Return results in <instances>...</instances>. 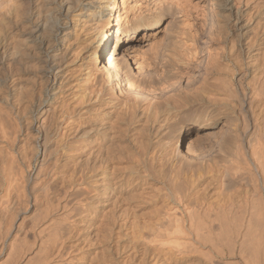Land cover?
Listing matches in <instances>:
<instances>
[{"label":"bare ground","instance_id":"1","mask_svg":"<svg viewBox=\"0 0 264 264\" xmlns=\"http://www.w3.org/2000/svg\"><path fill=\"white\" fill-rule=\"evenodd\" d=\"M261 4L262 0H0V264H56L58 260L66 257L65 255L68 254V251L71 248V246H69L70 248H68L69 250L67 253H64V247L68 245L66 244L65 246V238L67 236L63 235V232H65L63 231L65 229L64 225L67 226L66 220H70L72 218V216H70L72 211H69L70 209L66 211V207L69 206V204L67 206V202L69 201L65 200L66 202L64 201V203L66 204H63L62 206V211L65 209L66 212H70L69 214H65L66 212H60L61 215L59 214L58 218H56L57 220L54 219L57 216L55 214V217L51 218V209L55 205H58V202H56L57 204L52 203V205L50 203L51 200L47 202L48 195L52 193L51 189V193L47 195L46 192L49 189L43 183L42 188L46 187L48 190L44 192V189L39 186L40 188H37L39 193L34 192L37 190L35 187L39 185L40 181L42 180V176H44L41 173H44L45 170L43 169V171L40 172V168L44 167L43 164L45 165L46 162L39 165L40 168L38 167L39 169H37L36 173L32 174L33 176H30L24 166L14 164V158L16 156L15 152L34 149L38 144L39 146H42L41 151L43 153H41L43 155L46 154L45 152H47L46 150H48L50 146H53L54 150L59 147L62 149L61 146L63 145H61V143L64 141L60 140V143L53 140L54 142H52L51 139L56 134H58V136L56 135L57 137L60 136V133L63 135L66 134L67 131L65 130L66 132L64 133L63 129H65L64 127L66 124L68 125L69 121L71 120L70 118L76 114L78 109L83 104L82 102L85 95L89 96V98L103 100V102L106 104H109L111 107H117V109H120L125 115H127V119L124 118L121 120V118H115L113 122L115 121L116 123L114 124L110 123L113 117L105 118L106 122L104 123L106 126L108 125L110 130H114L116 127V133L122 131L120 130L121 127H125L123 131L124 133L128 132L130 129L132 130L135 127V118L137 119L138 116L144 115L147 123H152L154 120H157L159 116H162L163 113L169 111V106L173 109V112L181 111L182 108L186 106L189 97L192 96L197 98L194 95L199 92L200 89L206 87L209 81L208 77L212 73L213 67L215 68V65L218 66L217 62H219L218 58L220 57L218 56V50L220 49L221 51V44L223 43H220L219 41L221 38L220 35L225 31V27H228L224 24L225 18L223 15L230 13V11L234 9V11H232L233 20L237 21L243 10L246 11V13H249V16H253V13H260L259 10L261 6H263ZM262 13L260 14L259 22L264 20ZM229 17H231L230 14ZM241 17L240 19L244 18ZM244 21H246V19ZM230 29L232 28L230 27ZM153 31L154 34L155 31H161L164 37L163 43H165L161 48L166 47V49H169L168 52H166L167 50L165 51L166 54L161 52L159 55L158 50L156 51L157 54H155V51L153 52L152 44L148 39L150 33ZM234 32L235 31H233V34ZM260 32H263V28ZM223 37L224 36H222V39ZM229 40L232 39L229 38ZM144 41L147 42V47L135 49L137 47L134 46L138 42L143 43ZM232 44L233 43H231L230 46L231 50L232 47H234ZM161 48L160 50H162ZM149 49L158 57V61L155 60V55H151V53H149ZM154 60L157 62V67H162V70L163 67L166 68L172 64H179L181 66H179L181 70L179 73L173 72L171 74L172 80L167 79L169 82L166 81V78H164V81H161L159 69L153 67ZM201 68L204 72L200 74L199 71ZM162 70H160V72ZM196 72L199 74L196 75ZM196 76H199V79L194 85H192ZM229 77H231V74ZM255 81L256 82L251 85V96L254 97L256 102H258V105H262V103L264 104V74H261L260 78ZM218 89L216 88L217 92ZM197 96L200 95L198 94ZM198 98L200 99V97ZM209 98L210 96L208 94L207 99L211 101V98ZM216 98L217 96L214 94V99ZM172 115L171 117H173ZM162 117L164 118V116ZM176 118L174 117L173 119ZM211 118L212 116L209 118L206 116H196V120L200 122ZM175 121L174 123L172 122V124L170 122L171 125L168 127L171 135L169 139L172 140L171 142L166 141L167 143H163L160 138L159 139L161 142L160 140H157V138L155 141H152V139L155 138V135L151 136L152 130L150 129L149 125H141L143 127L140 130L146 131V135L143 139H140L138 144L143 143V145L146 146V150L148 145H152V147H155L156 145L159 146V150H155L156 152L153 154L155 165L158 166L159 169L168 167L170 173H173L172 179H178V182L175 180V182L178 184L172 192V195L174 196L177 203L176 206L170 210H167L166 213L163 212L165 213L164 218L166 220L163 221L164 223L161 222L160 224V222H156L158 223V229L159 224L160 226H163L162 223L166 225L165 222H168L169 224L166 226L168 228L171 223V225H173V229H171L172 234L170 235L168 232L165 236H163L162 234L155 233L156 235L158 234V236L155 237L154 235L155 238L152 237L153 240L145 239L154 244L153 246L173 245L172 247L175 246L176 248H180L181 246L182 248L180 249H183V246L189 245L190 247L191 244H187L190 242V240L188 239L189 241H187L185 240L186 238L183 240L178 237H174L177 234L173 232V230L181 232L186 228H188L187 230L194 229V232L196 231V233L193 232V235L198 234L197 232L201 229L203 230V228L206 231H208V229H210V231L216 230L218 232L217 234L215 232L216 236L213 241V245L215 244L214 246L223 245L227 246V248H231V246L233 248L234 246L239 247L238 251L243 257L245 264H250L249 259L246 257V253H248V251L250 252V256L253 261L252 264H263L264 234L260 235L253 233L259 225L260 217L257 215L261 214L259 211H256L258 213H256V216L254 215V217L252 213L255 214V212L250 210L252 208L253 210L261 209L262 205L259 207L257 205L258 202L255 204L258 206L256 207L258 209L253 207L254 205L252 206L253 202L251 205H249L252 207L248 209V206H246L247 201L245 200V205H243V207L238 206L231 200L230 201L232 203L226 202L227 204H218L216 210L212 208L211 204V208L214 211L211 210L212 213L210 214L214 215L213 218L204 220V218L197 216V211L205 212L207 209V204L205 207L204 205H201L203 203L201 202L202 200L200 201V204H198L199 198L196 199L195 195L194 197L198 201L196 202L198 207H194V205H192L194 197H188V191L185 183L191 176H194L197 171L203 167L204 162H206V158L202 156L203 153L195 152L190 144L186 146L185 150H182V147H180L182 137L180 135L182 130L188 129L192 123L189 122L190 119H182L181 117H179V122L177 124ZM74 124L76 125V123ZM98 124L99 123L96 124L95 121H90L89 124H86V128L89 127V129L87 128L88 130L82 129L81 126L77 131V138H71V140L65 141L68 146H64L67 148V150H69L68 147H70V150L72 149L71 147H74L75 149V147H80V145L88 139L89 142L87 143L89 144L86 146L90 147L88 148V152H92L93 154L94 152L91 150H99L100 146L102 145L100 143H95V147H91L93 144L90 142L95 139L93 135L96 134V131L99 132L96 129V125ZM75 125L73 127H75ZM101 125V123L98 125V127L100 126V129ZM164 125H161V127ZM152 127L154 128L156 126ZM103 129H101L100 132L105 134ZM71 133L73 135V131ZM33 134H36L37 138H40V141H37L35 138L33 140ZM65 136L66 135H64V137ZM67 136L65 138H67ZM114 136V134L109 135L107 133L104 135V137L108 139L107 144H111L115 140ZM126 136H124L125 139ZM139 136L140 135H138L137 138H140ZM109 137L111 139H109ZM55 139L57 140L56 137ZM117 141L119 142V145L120 143L123 144L122 141ZM103 143L104 145L102 146H105L106 142L104 140ZM113 143L116 142L114 141ZM118 147L121 148L120 146ZM123 147L125 148V146L122 145V150H124ZM253 147L256 146L252 145V148ZM257 149L258 148L254 149L256 152L251 150L254 152V155L259 153V150ZM122 150L121 152H123ZM125 151H127V148ZM151 151H154L153 148ZM26 152L24 153L25 155ZM111 152L109 153L111 154ZM98 154L101 153L98 152L97 155ZM55 156L56 155L53 157ZM103 156L104 154L102 157ZM24 157L26 158V156ZM87 157L84 159H87ZM113 157L111 158L113 159ZM259 157H255L256 160L259 159ZM242 158L244 159L243 156L241 159ZM94 160L95 159H93V162ZM106 160L107 159H105V161ZM88 161L90 164L89 158ZM99 161L101 162V160ZM110 161L106 162L110 163ZM263 161L261 159L262 163ZM29 162L30 161L27 159L24 164L30 166ZM106 162L103 161L104 164ZM143 162L145 163V161ZM55 163L57 164V162H54V164ZM86 163L87 161L85 162V165ZM146 163H148L147 168L150 167L148 160ZM78 164L79 166L81 165L79 162ZM97 164L98 163L94 165V168H96ZM100 164L101 163L98 165L100 166ZM60 165L61 164H59V166ZM98 165L97 167L99 168ZM59 166H56V169ZM63 166L64 165L62 164L61 168ZM145 166L146 165L144 164V167ZM112 167H114V164ZM142 170L144 171V169ZM149 170L150 169L148 168L147 171ZM47 171L48 170H46V172ZM62 171L63 170L60 172ZM100 171L101 173L99 172V174L103 175L104 177L102 179V187H100V189L98 188V190L96 187L91 185L88 191L87 200L89 203L87 204V209L90 212L89 214L85 212V214L89 215V217H92V221L95 207L99 202L96 200L101 197L100 195L106 194L109 190H111V187L112 190L115 188L116 194L121 189V182H119L120 180L117 181L119 184L115 186L117 183L112 181L116 180H113L114 178L106 177L104 171ZM49 172L50 171H48V173ZM91 173L90 179L93 180L98 174V171L93 170ZM143 173H145V171ZM171 174L169 175L171 176ZM47 175L51 177L50 174ZM61 175L63 174L61 173ZM75 175L77 176L74 177L78 179L79 170L78 174ZM144 175L147 174L145 173ZM170 176H168L167 179H169L170 183H172L173 180L171 181L169 178ZM71 177L73 178L72 172L70 176H68L69 181L67 180L68 178L66 175V181H63V184L64 182L65 184L62 189L60 188L61 190L59 189V191L63 194V197L66 199L67 197H70L71 194L75 195V199L79 194H76L78 191H76L77 188L70 181V179L72 180ZM97 178L99 179V177ZM81 179L84 178L79 176V180ZM79 180L76 181L80 182ZM44 181L45 180H43V182ZM82 183L85 182L83 181ZM124 184L122 185L124 186ZM39 189L43 190L41 195L40 191L42 190ZM54 190L55 189H53V192ZM74 190L76 191L75 194L73 193ZM84 193L82 195H84ZM60 194L55 195L58 197L57 199L55 197L56 201L60 198L63 199L62 195L60 196ZM190 195H192V193ZM119 196L123 195L120 194ZM198 197L200 196L198 195ZM82 199L84 200L85 198ZM122 199L124 198L122 197ZM195 199L193 202H195ZM108 201H106V203ZM61 202H63V200ZM84 202H86V200ZM48 203L53 206L51 209L48 208ZM30 206H33V210L30 209ZM56 207L57 206H55V208ZM54 209H52V211ZM57 209L58 208L55 210ZM97 210H99V208ZM205 213L206 214L202 215L207 216V212ZM210 214L208 216H210ZM86 218H88V216ZM87 221L89 220L87 219ZM93 223H95V221H93ZM159 230L161 233L165 231L164 230L162 232L161 229ZM67 231L68 229L65 233H67ZM206 231L204 233H206ZM201 232L202 231H199V234ZM173 233L176 235H173ZM183 233L184 231L181 234L182 236ZM199 234L196 235V237H199ZM178 235L180 234L178 233ZM187 236L189 237V235ZM187 236L185 235L184 237ZM196 237L194 236V238ZM210 241H212V238ZM216 242L223 244H218ZM187 248L185 249L184 247V250H187ZM233 248H231V251L234 250ZM184 250H182V254L184 253ZM243 253H245L246 256ZM70 257L73 258L72 255Z\"/></svg>","mask_w":264,"mask_h":264},{"label":"rangeland","instance_id":"2","mask_svg":"<svg viewBox=\"0 0 264 264\" xmlns=\"http://www.w3.org/2000/svg\"><path fill=\"white\" fill-rule=\"evenodd\" d=\"M261 5H263L260 8V10L261 9L262 10L261 11L259 10L260 13H258V14L253 13V16L255 15L254 17L249 16L248 15L249 13H246V11L243 10L242 14L244 16L242 14H241V16L244 18H242L240 16L243 20L240 19V17L238 18L237 21L233 20L232 11H234V9H232L230 11V13H226L223 15L225 18L224 24H225V26H228V27H225L226 28L225 31L220 35L221 38L219 37L220 43H222V42L223 43L221 44L222 45L221 51H220V49L218 50V53H219L218 56H220L218 58L219 62H217L218 66L215 65V68L213 67L212 73L208 77L209 81H208V84L206 85V87L202 88L203 90L200 89L199 92L196 93L197 95L199 94L200 96H197L196 94L194 95L197 98L200 97L201 100L198 98V100H197L198 102L196 101L197 98H194L191 96V97H189V100L187 101L188 104L186 103V106L184 107L185 109L182 108L181 111H175L174 110L175 112H173V109L169 106V111L163 113V115H162V116H164V118L162 116H159L157 120H154L155 122L153 121L154 123L152 122L153 125L150 122L147 123V120H146V118H144L145 117L144 115L138 116L137 119L135 118L136 123H135V127L132 130L130 129L128 132L124 133L123 131H124L125 127H121L120 130H122V131H119L116 133V131H115L116 127L114 128V130L113 129L110 130L109 126L107 125L108 126V128H107L106 124L104 123V122H106L105 118L113 117L111 119L112 121L110 120L111 121L110 123L114 124V123H116L115 121L113 122V120H115V118H119V119L121 118V120L124 118L127 119L128 118L127 115H125L120 109H117V107H113V106L111 107L109 104H106L105 102H103V100H97L94 98H89V96L85 95L83 102H82L83 104L81 105V107L77 111L78 113L76 112V114L72 118H70L71 120L68 123L69 126L66 124L64 127L65 129H63L64 133L67 131L66 134H64V135L67 136L69 133L67 138H65L66 136L64 137V135L60 133L59 137H57L58 134H56L57 136L55 135L51 139V141L52 142L58 141L61 143V141H64V142L69 141V140H71V138L76 139L77 138L76 137L77 131L81 126H82L81 127L82 129H87V128L89 129V127L86 128V124H89L90 121H95L96 124L99 123L98 125H100V123H101L103 125V127L101 125V129L104 128L103 130L105 131V134L107 133L109 135H113V134L115 135L114 141L116 143H113L114 142L113 141L111 144H107L108 139H106V137H104L105 134H102L100 132L101 131L100 126L98 127V125H96V129L99 132L96 131V134L93 135L95 139L92 138L94 140H92L90 142H92L91 144H93L91 147H93L95 143L96 144L100 143V144L104 145L103 140L106 142L105 146L101 145L99 150L97 149L98 152L101 154L97 155L98 152H97V150H94V149L91 150L94 152L93 154H92V152L91 153L88 152V148H90L89 146H86L87 144H89V143H87V142H89L88 139H87V141L85 140L84 143H82L84 145L81 144L82 146L80 145V147H75V149H74V147H71L72 148L71 150H70V147H68L69 150H67L66 147L68 145L66 144V142H65V144H64V142L61 143V145H63V146H61L62 149L59 147V148H56L54 150L53 146L52 147L50 146V148H48V150H46L47 152H45L46 153L45 155L46 156L48 155L47 157L42 154L43 153L41 151L42 146L41 145L39 146V144L34 149H27L24 151L15 152L16 156L14 158V164L24 166L25 169H27V173L30 176H33L32 174L36 173L37 169L40 168L39 165L46 162L45 165L43 164L44 167H41L42 170L40 168V172L43 171V169L45 170L44 173L43 172L41 173L45 177L42 176V180L40 181L39 185L35 187V189H37L39 186H41V188H42V184L44 183V185L47 186V188L49 189L48 190L46 187L43 186L44 188H42V189H44V192L48 190L46 192L47 195L50 194L51 192L54 194L53 195L51 193L50 195H48L47 202H49V200H51V202H50L51 204L52 203L57 204L56 202H58V205H55V206H57L56 208H58V209L55 210L56 209L55 206L53 207L48 203L49 209H51L52 207H53L52 209L55 208L53 211L51 209L52 213L50 212L51 213L50 217L54 218L55 215H57L54 218V219H56V218H58L59 214L61 215V213H63V212L65 213L69 209H70L69 211H72L71 213L70 212L65 213V214L70 213V216H72V218H71L72 220L67 219L66 220L67 223L65 222L67 226L64 225V228L66 229V227H67V229H68L67 233H65L67 229L63 230V231H65V232H63L64 233L63 235L67 236L65 238L66 239L65 240V246H66V244H68L66 247H64V250H63L64 253L65 254L67 253V251L69 250L68 248H70L69 246H71V248L68 251L67 255L64 254L66 257L63 256L64 258H62L61 260H58L57 263H59V264H245L243 257L241 256V254L238 251L239 247L234 246V248H233L231 246V248L234 249V250L232 249L233 251H231V248H229V247L227 248V246H223V245L214 246L215 244L213 245L214 238L218 232L216 230L210 231V229H208V231H206L203 228V230L202 229L199 230V231H202L201 232L202 234L201 233L199 234V231L197 232L199 234V237L198 236L196 237V235H198V234L193 235L194 233H196V231L194 232V229L187 230L188 228H186V229L182 228L183 230L181 232H177V231L173 230V232H175L177 234L176 235L175 233H173V235L174 234L176 235L174 237H178V238L183 239V240L186 238L185 240H187V241L190 240V242L187 243V244H191L190 247H189V245L185 244L187 246H183V249H180V248H182L181 246H180V248L177 247L178 249L175 246H174L175 247L174 248V247H172L173 245H164V246L155 245V246H153L154 244H152L150 241H148V240H153L152 237H154V235H155V237H157L158 234H162L163 236H165L166 233H168V232L170 235L172 234L171 229H173L172 228L173 225H171V223H170L171 226L169 225V227H168L169 229H168L166 226H168L169 223L165 222L166 225H164L163 221H166L164 218V215L167 212V210L174 208L177 204L174 196L172 195V192L175 189L176 185L178 184L175 182V180L177 181L178 179H172L173 173L172 174L170 173L168 167H163V168L159 169L158 166L155 165V163H154L155 160H153V157H154L153 154L159 150L158 149V148H160L159 146L156 145L155 147L154 146L152 147V145H150V146L148 145L147 150H146V146H144L143 143H141L142 145L138 144V143H139L140 139H143L146 135V131L140 130L143 127L141 125H145V126L149 125L150 129L152 130L151 136L155 135V138H153L152 141H155L157 138V140L161 139L163 143H167L169 141L171 142V140H172V139L171 140L169 139L171 137V135H170V130L168 128V127H170L172 122L174 123V121L176 120L175 122L177 124L179 122V117H181L182 119H190L189 122H191L192 124L188 127V129L182 130V133L180 135L182 137V141L180 142V147H182V150H185L186 146L188 144H190L195 152L203 153V155L202 154H200V155H202L206 158V162H204L203 167L201 169H199L194 176H191L186 181L187 184L185 183V185L187 187V191H188V197L190 196L191 198H193L196 195L195 196L196 199L199 198V200H198L199 202H198L194 197L195 202H193L194 201V199H193L192 205H194V207H198V204H200V201L202 200L201 202H203V203L201 205H204V207H205V205L207 204L206 205L207 211L205 210V212H207L208 215L210 213H212L211 210H213V209L216 210V208L218 207V204L223 205L226 202L229 203L231 201L235 202L240 207H243V205H245L244 202L247 201L246 206H248L247 207L248 209H250L253 205H254L253 207H255V208L258 206L260 207L262 205L261 209H259V210H255V209L253 210V208L250 210H252V212H255V214L252 213L253 216L254 215L256 216V213H258L256 211H259V213L261 214V215H259V214L257 215L260 217L259 225L254 230L253 233L260 234V235L264 234V229H263L264 228V178H262V177H264L263 176V174H264L263 173V171H264V161H263L264 160V158H263L264 157V104L262 103V105L261 104L258 105V102H256V100H254V97L251 96L252 95V92H251L252 86L251 85L254 82H256L255 80L260 78L261 74H264V20L259 22L260 21V14L262 12H263L262 16L264 19V2H263V0H262ZM251 13H252V11H251ZM229 14L232 18L229 17ZM246 15H248V16H246ZM226 18H227V20H226ZM245 19H246V21H244ZM227 21H228V23H227ZM229 26L233 30L230 29ZM258 26H260V27H258ZM262 28H263V32H260V31H262ZM233 31H235L236 33L234 32V34H233ZM222 36H224L223 39H222ZM238 36H239V38H238ZM242 37H244V38H242ZM229 38H231L232 40H229ZM148 39L152 44V48H153L152 50H153V52L155 51V54H157V52H156L157 50H158L159 55L161 52H164V54H166V52L169 51V49L168 48L166 49V47L161 48V47H163L162 45L165 44V43H163L164 37H163L161 31H155V34H154V31L151 32ZM230 41H232V42H230ZM231 43H233L232 46H234V47H232V50L230 48ZM146 44H147V42H145V41L143 43L138 42L134 47H137L135 49H140L142 47H147ZM160 48L162 50H160ZM223 49H224V51H223ZM149 51H150L149 53H151V55H155L154 53H152V51L150 49H149ZM155 60L158 61L157 56H156ZM155 60L153 62V67L159 69V75L161 74L160 75L161 81H164L165 80L164 78H166V81H167V79L172 80L171 74L173 72L179 73V71L181 70L180 69L181 66L179 64H172L170 66H167L166 68L163 67V70H162V67H159V66L157 67V62H155ZM160 70H162V71L160 72ZM199 72L201 74L204 71H202V68H201ZM195 74L198 75L199 73L196 72ZM230 74H231V77H229ZM228 78L230 79V81ZM198 79H199V76H196L192 85H194ZM251 81H253V82H251ZM167 82H169V81H167ZM211 85L213 88L211 87ZM216 88L217 89L219 88L218 92H217ZM208 94L211 98V101L207 99ZM214 94H215V96H217L216 99H214ZM109 107H110V109H109ZM105 111H107V112H105ZM203 113H205V114H203ZM169 114H171V115L173 114L172 115L173 117H171V115H169ZM118 115H119V117H118ZM196 116L197 117L198 116H202V117L206 116L208 118L212 116V118L208 119L206 121L200 122V121L196 120ZM174 117L175 118L177 117V118L173 119ZM142 119H143V121H142ZM170 122H171V124H170ZM74 123H76V125L80 124V123L81 124L77 125V127H76V125ZM159 123L161 125H164V124L165 125L163 127H161V125ZM71 124L72 125L74 124L75 127H73L74 125L72 126ZM152 126H156V127L153 128ZM70 129H72V130H70ZM74 129H76V130H74ZM158 129H159V131H158ZM72 131H73L74 136L71 133ZM136 131H137V133H136ZM134 132L136 133L137 136L140 135L139 136L140 138H137V136L135 135ZM70 133H71V135H70ZM183 135H184V137H183ZM34 136H32L33 140L35 138L37 141H40V138H37L36 134ZM124 136H126V139L124 138ZM132 136H133V138H132ZM55 137L57 138V140L55 139ZM116 137H118L119 139ZM134 137H136V138H134ZM59 138H63V139H59ZM97 138H98V141H97ZM109 139H111V138L109 137ZM134 139H136L137 141ZM117 140L122 141L123 144L120 143V145H119V142ZM129 140H131V141H129ZM161 140H160V142H161ZM124 143H125V145H124ZM1 144H3V143H1ZM64 145H66V147ZM122 145L125 146V148L123 147L124 150H122ZM252 145L256 146V147H253L254 149L258 148L257 150H259L258 154L260 157L258 156V154L254 155V152H256V151H254V149L252 148ZM84 146H86L87 148ZM113 146H115V147H113ZM118 146H120L121 148H119ZM108 148H110V149H108ZM126 148H127V151H125ZM152 148L154 150L153 152L151 151ZM112 149H114L115 151ZM120 149L123 152H121ZM29 150H31V151H29ZM65 150H66V152H65ZM107 150H109V151H107ZM111 150H112V152H111ZM251 150H253L254 152H252ZM260 150H261V152H260ZM26 151H28V152H26ZM56 151H58V152H56ZM85 151H87V152H85ZM25 152H26V155L24 154ZM32 152H33V154H32ZM53 152H55L56 154ZM109 152H111V154ZM251 152H252V154H251ZM239 153H241L242 155ZM260 153H261V155H260ZM85 154H87V155H85ZM103 154H104V156L102 157ZM143 154H145V155H143ZM54 155H56L55 156L56 158L53 157ZM24 156H26L28 161H30L29 162L30 166H28L27 164H24L25 161L27 160ZM85 156L86 157L88 156L87 159H84V158H86ZM150 156H151V158H150ZM242 156L244 157V159L243 158L241 159ZM94 157H96V158H94ZM97 157L99 160H101V162L97 159ZM104 157H106V158H104ZM111 157H113V159ZM255 157H257V158L259 157V159L256 160ZM50 158H51V160H50ZM54 158H55V161H54ZM88 158L90 160V164H89ZM91 158H92V160H91ZM260 158L262 159L263 163L261 162ZM56 159H58V160H56ZM93 159H95L96 161L94 160V162H93ZM105 159H107L106 161H110V160H112V161H110V163H109V162H106ZM108 159H110V160H108ZM142 159H143V161H145V163L142 161ZM47 160L48 161L50 160L49 161L50 163ZM64 160H66V161H64ZM113 160H114V163H113ZM147 160L150 163L149 164L150 167H148L150 169L149 171H147L148 170V168H147L148 163H146ZM84 161L85 162L87 161L86 165H85ZM103 161L106 163L104 164ZM150 161H152L153 163ZM40 162H42V163H40ZM54 162H57V164L56 163L54 164ZM78 162L81 164L80 166H79ZM95 162L98 164L101 163L100 166L97 164L99 166V168L96 165V168H98V169L94 168V165L96 164ZM102 163H103V165H102ZM59 164H61V165L59 166ZM62 164L64 166L61 168ZM91 164H92V166H91ZM113 164H114V167H112ZM144 164L146 165L145 166L146 168L144 167ZM133 165L136 166V169H135V166H133ZM56 166H59V167H57L58 170L56 169ZM107 166L109 168H111V167L112 168L109 169ZM137 166H138V168H137ZM259 166H261V167H259ZM27 167H29V168H27ZM105 167H107V168H105ZM74 168H76V169H74ZM140 168L144 169V171L147 175H144L145 174V173H143L144 171ZM261 168H262V170H261ZM60 169L63 171L60 172L61 171ZM158 169H159V171H158ZM46 170H48L50 172L48 173V171L46 172ZM78 170H79V175H78V179H77L74 176H77L75 174H78ZM93 170L98 171V174L95 176V178L93 180H91L90 179V173ZM100 170L104 171V174L106 175V177L114 178L113 180H116V181H112V182L117 183V184H115V186H117L119 184V182H121L120 187H121V189L123 187L124 188L122 190L120 189V191L117 193L118 195L115 193V188H114V190H112V187L110 188L111 190H109L106 194L100 195L101 199L98 198L96 200L99 202H98V205H96L97 208L95 207V211L93 213V215L95 217V218L93 217V221H95V223H93L92 217H89V215H87L90 212L87 209V204L89 203L87 200L88 199V191H89V187L91 185H93L97 189L98 188L100 189V187H102V179L104 177H103V175L99 174V172L101 173ZM82 171H84V172H82ZM109 171H111V172H109ZM71 172L73 174V178L71 177L72 180L70 179V181L77 188L76 191H78V192L76 194H78V193L79 194H78V196H76L75 199H74L75 195L71 194L70 197H67V199H68L67 200L65 197H63V194L59 191V189L63 188V186L65 184V182L63 184V181H66V178H65L66 175L68 178V176H70ZM87 172H88V174H87ZM61 173L63 175H61ZM84 173H85V176H84ZM222 173H224V174H222ZM47 174H50V176L51 177L53 176V177L51 178ZM169 174H171V176ZM56 176H57V178H56ZM79 176H81V178H84V179L86 178L87 180L86 179L85 180L84 179L79 180ZM168 176H170L169 178L171 179V181L173 180L172 183H170V180L167 179ZM97 177H99L100 180ZM61 178H62V180H61ZM115 178H117V179H115ZM43 180H45V181L43 182ZM67 180L69 181V178ZM76 180H79L81 183L76 181ZM88 180H91V181H88ZM83 181L86 184L82 183ZM117 181H119V182H117ZM261 182L263 183V185ZM53 183H54V185H53ZM66 184H67V182H66ZM122 184H124V186ZM80 187L81 188L87 187V188L81 189ZM42 189H39V190H42ZM50 189H51V192H50ZM53 189H55L56 191L54 190V192H53ZM37 191H38V189L35 190L34 192L39 193V191L38 192ZM76 191L74 190L73 193L75 194ZM84 191H85V193H84ZM40 192H41L40 193V195H41L43 190ZM58 192H60L61 194ZM82 192L84 193V195H82L83 194ZM190 192L192 193V195H190L191 194ZM57 194L58 195L60 194V196L62 195L63 199H61L59 196L60 199L56 201V199L58 197L55 195H57ZM120 194L123 196H119ZM198 195L200 197H198ZM55 197H56V199H55ZM122 197L124 199H122ZM70 198H71V201H70ZM82 198H85V199L83 200ZM191 198H188V199H191ZM105 199H108V200L111 199V200L108 201ZM256 199H257V201H256ZM60 200L61 201L63 200V202H61ZM65 200L69 201L70 203L67 202V206L69 204V206L66 207L67 210L65 211V209H64V211H62L63 210L62 209L63 204H66V203H64ZM77 200H79V201H77ZM85 200H86V202H84ZM106 201H108V202L106 203ZM119 201H120V203H119ZM114 202H115V204H114ZM196 202H198V204ZM252 202H253L252 206H249V205H251ZM172 203H174L175 205ZM256 203L258 206L255 205ZM211 204H212L213 209L211 208ZM162 205H164V206H162ZM167 207H168V209H167ZM98 208H99V210H97ZM30 209L33 210V206H30ZM256 209H258V208H256ZM85 212L87 214H85ZM107 212H110V213H107ZM163 212H165V213H163ZM201 212H203V213H201ZM205 212L204 211H199V212L197 211V213H198L197 216L204 218V220H208V218L211 219L214 217V215H212V214H210V216L207 215L208 217L206 215L205 216L202 215V214H206ZM95 213H96V215H95ZM199 213H200V215H199ZM83 214H84V216H83ZM85 215H87L88 218H86L87 216H85ZM195 215H196V213H195ZM87 219L89 221H87ZM252 219H253V217H252ZM156 222H160V224H161V222H163L162 223L163 226H160V224L158 226H159V229L162 230V232L164 230L166 232L164 231L163 233H161V231L157 227L158 223H156ZM103 223H105V224H103ZM154 223H156V224H154ZM57 224L59 225L58 222H57ZM101 224H103V225H101ZM89 225H91V226H89ZM68 227L70 228L71 231L69 230ZM204 230L206 231L207 234L204 233L205 232ZM183 231H184L185 235L186 236L189 235V237L188 236L184 237L185 236L184 233L182 236L181 234ZM215 232H216V234H215ZM155 233H158V234L156 235ZM178 233L180 235H178ZM179 236H181V237H179ZM194 236L197 238V240H196V238H194ZM145 238L148 240H146ZM211 238H212V241H210ZM216 243L223 244L220 242H216ZM184 247H185V249L188 247L187 250H184ZM182 250H184L183 254H182V252H183ZM188 250H189V252H188ZM71 251L72 252L74 251V252L72 253ZM179 252H181V253H179ZM248 253H246L247 256L245 255V253H243V254L249 259L250 264H252L253 261H252V258L250 256V252L248 251ZM69 255L70 256L72 255L73 258H71Z\"/></svg>","mask_w":264,"mask_h":264}]
</instances>
